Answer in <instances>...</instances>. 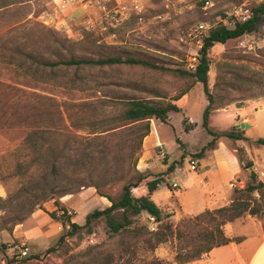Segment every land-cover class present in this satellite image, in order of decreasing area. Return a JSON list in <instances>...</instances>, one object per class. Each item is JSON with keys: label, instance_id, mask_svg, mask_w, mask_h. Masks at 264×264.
Instances as JSON below:
<instances>
[{"label": "rangeland", "instance_id": "1", "mask_svg": "<svg viewBox=\"0 0 264 264\" xmlns=\"http://www.w3.org/2000/svg\"><path fill=\"white\" fill-rule=\"evenodd\" d=\"M51 1L44 0L0 10V135L3 137V144L0 145V198H6L20 185V178L13 174L17 161L13 149L22 141L28 129L21 124V120L28 118L26 124L31 128L43 125L39 120L41 111L31 109L38 96L52 97L64 103L62 109L65 121L60 120L59 124L67 133L88 135L87 129L71 125L73 119L77 121L81 113L79 107L67 106V102L74 104L93 95L102 94L142 98H155L154 95H160L166 100H172L189 85L194 84V90L177 101L182 110L171 112L170 123L159 122L150 138V141L156 140L157 136L161 138L160 146L164 155H161L158 147L153 149V158L150 160L152 166L143 170L145 137L137 164L118 169L112 176L111 173L100 174L96 179L100 183L110 180V177L113 179L111 184L102 186L100 190L118 199L126 183H138L132 193L139 196L143 193L141 187L148 190V181L163 178L166 183H162L163 187L153 192L155 200L160 205H164L166 201L167 204L170 200L171 204L177 207L176 201L169 199L174 193L177 195V188L167 184L177 182L182 188L194 182H201L203 185L199 168L216 162L230 171H235L234 175L239 172V177L243 180L237 181L234 187L230 186L233 193L226 205L231 203L240 190L248 185H255L258 189L252 193V197L258 201H252L251 206L259 205L261 209L259 215L245 214L225 223L222 226L225 234L236 238L258 231L264 232V147L254 142L258 138H264V84L258 83L260 77L264 79V14L255 32L228 40L226 43H216L210 50V90L216 93L218 100L220 96L225 100L230 99L210 115L209 127L215 136L202 124L203 112L208 104L202 84L195 87L197 83L193 78L176 72L186 70L189 57L199 53L203 44L202 36L211 26L223 21L228 27H233L236 20L233 14L235 8L246 5L252 9L264 0H141L144 8L143 20L133 14L113 22L103 19L94 20V23L89 24L76 22L68 31L59 30L52 23L44 21L43 15L52 11ZM17 49L32 52L39 58L48 60L68 59L71 55L92 59L111 56L136 57L155 63L163 69L141 65H117L105 66L101 72L99 68H94L92 73L98 74L91 82L95 87L94 91L65 92L61 87L55 86L59 82H55L51 77L39 76L40 81H37L25 77L23 69L18 65L9 63L11 55ZM18 56L16 52L15 57ZM219 71L222 75L226 73L222 83H234L239 87L223 90L221 85L215 90L214 84ZM248 75H252V80H257L254 85L246 86L244 80L239 78H246ZM42 79L48 82H42ZM57 80L63 81L62 77ZM109 81L117 83L116 86L96 85ZM22 84L36 88H21ZM4 85L23 89L25 93L19 92V96L24 95L23 100L17 102L19 96H14L16 90ZM23 104L26 107H18ZM185 118L188 123L191 121L197 123V126L187 131L183 123ZM242 122L248 126L237 129L236 125ZM155 123L156 119H152L151 127L155 126ZM232 129L242 132L244 138L237 140L223 135ZM216 143L217 152L211 153ZM137 145V141L132 144L135 149ZM168 159L172 161L170 164ZM191 160L197 162L198 170L190 169ZM171 165H174L173 170H178L176 174L165 178L164 173L173 171L170 169ZM235 179L236 176L232 178L231 183H235ZM222 188L226 193L229 192L228 187ZM84 190L100 198L94 187L83 188L81 191ZM81 191L67 194L70 195L67 206L61 202L64 196L60 198V203L66 207L71 221L84 225L89 212L96 208L104 209L111 202L107 198H101L102 200L88 202L84 208L80 207L81 201L74 195ZM43 205L44 210L37 209L26 220L16 224H6L3 219L6 211L0 209V264H71L75 259H85L88 253L97 249H111L116 246L119 237L108 231L104 218L92 223V232L81 229L69 235L68 222L63 225L61 221H57L58 224L53 225L56 220H53L49 213H61L55 201L49 200ZM163 211L168 215L166 221L173 223L175 227L184 229L193 224L189 217L195 215L175 212V207ZM36 212L39 213L38 216H35ZM149 215L143 212L136 220L150 232L157 231L160 222L151 223ZM35 219L40 221V224L33 221ZM201 226L211 228L212 224L203 220ZM180 245L181 242L177 239H171L167 244L157 247L153 253L140 249L136 259L148 260L156 256L162 264H177L175 260ZM23 247L27 250L26 256H21ZM53 247L54 249L50 250Z\"/></svg>", "mask_w": 264, "mask_h": 264}, {"label": "trees", "instance_id": "2", "mask_svg": "<svg viewBox=\"0 0 264 264\" xmlns=\"http://www.w3.org/2000/svg\"><path fill=\"white\" fill-rule=\"evenodd\" d=\"M40 1L44 0H0V10ZM251 12L252 15L248 20L236 19L233 27H228L223 21L211 26L208 32L202 36L203 44L198 53L199 61L196 69L194 71L176 70L183 76L193 78L195 83L203 84L208 104L203 112L202 124L214 136V131L209 127L210 115L230 99L225 100L220 96V100H218L216 93L210 90L209 71L212 64L210 50L216 43H226L228 40L255 32L264 14V1L253 7ZM133 14L129 15L133 16ZM16 52L18 57H15ZM11 56L8 62L21 67L25 77L28 76L37 81H40L39 76L51 77L55 82H59L55 86L61 87L65 92L94 91L95 87L91 82L93 77L98 75L92 73L94 68H99L101 72L105 66L117 65H141L153 69H163L155 63L136 57L111 56L92 59L71 55L68 59L48 60L39 58L32 52L18 49ZM166 70L174 71L173 69ZM224 74L222 75V72L219 71L214 84L215 90L221 85L223 90L239 87L234 83H222ZM59 77H62L63 81H58ZM239 78L244 80L246 86L254 85L255 81L257 82V80H252V75ZM260 79H258V83L264 84V79L261 77ZM42 82L48 81L42 79ZM116 84L109 81V83H97L96 85L102 87L116 86ZM193 85H189L172 100H166L164 96L160 95H154L155 98H142L102 94L101 96L93 95L74 104L67 102V106L79 107L81 113L79 119L77 121L73 119L71 125L87 129L88 135L67 133L59 124L60 120L65 121L64 109H62L64 103L58 102L52 97L38 96L32 103L31 109L41 111L39 120L43 125L31 128L27 125L28 123L26 124L28 118L21 120V124L28 129L22 141L13 149L17 160L13 174L21 181L20 185L6 198H0V209L6 211V215L3 217L5 223L23 222L37 209L44 210L43 204L49 200H54L61 211L60 214L58 211H52L49 213L50 216L61 221L63 225L68 222L70 225L69 235L75 234L81 229L92 232V223L104 218L108 231L113 236L119 237L116 246L111 249H97V251L88 253L85 259H75L71 264H162L156 256H152L148 260H138L136 259L137 253L140 249L153 253L157 247L167 244L171 239L181 242L175 261L177 264H187L200 259L215 247L241 241L242 237H228L222 226L245 214L259 215L261 213L259 205L258 207L251 206L252 201H258L252 197V193L258 189L255 185H248L245 189L240 190L229 205L206 209L189 217L193 224L187 225L189 228L183 229L166 221L168 215L151 197V194L164 182L163 178L148 181L149 193L142 196H134L132 193V189L137 187L138 183H126L122 195L118 199L100 190L102 186L113 182L111 177L110 180L102 183L96 180L100 174L111 173L110 176H112L118 172V169H125L128 165L135 166L141 155L142 142L151 133V120L154 118L169 123L170 112L182 110L177 101L181 100ZM4 86L14 88L13 85ZM22 87L36 88L29 84H22ZM21 88H14L16 90L14 96L17 94L19 96V92L25 93ZM23 96L20 95L17 102L23 100ZM18 107L24 108L26 105ZM183 123L187 131L197 126V123H188L187 118ZM223 135L237 140L244 138L242 132L236 129L227 131ZM136 141L137 149L132 146ZM254 142L264 146V138H258ZM170 169L173 170L174 165H171ZM167 185L171 187L170 184ZM88 187H94L97 193L106 197L111 204L104 209L96 208L89 212L86 215L85 224L80 225L71 221L66 207L60 203V198ZM143 212L154 216L160 222L157 231L150 232L145 226L138 224L136 218ZM203 220L212 224V227L201 226ZM192 230L196 232H192ZM192 243L194 244L191 247ZM53 249L54 247L50 250Z\"/></svg>", "mask_w": 264, "mask_h": 264}, {"label": "crops", "instance_id": "3", "mask_svg": "<svg viewBox=\"0 0 264 264\" xmlns=\"http://www.w3.org/2000/svg\"><path fill=\"white\" fill-rule=\"evenodd\" d=\"M81 1L82 0H78L79 3ZM50 10L52 11L47 12L50 15L48 21H50L57 29L62 31H68L76 22L86 23L87 21H90L91 23H94V20H102V14L98 9L86 8L83 4H63L62 0H52L50 2ZM200 83L201 82H197L195 87H198ZM193 90L194 89L190 90V93ZM186 95H188V93ZM169 116L171 117V112ZM159 122L161 121L156 119L155 126L153 125L151 127V133L144 140L143 146L145 148V152L143 156L144 162L142 164V168H144L143 170L149 169L152 166V162H150V160L153 158V149L159 147L161 155H164L160 146L162 144L161 138L157 136L156 140L150 141L151 136L156 131L155 127H157ZM2 144L3 137L0 135V145ZM217 147L218 146L216 143V147L211 153L214 151L217 152ZM232 157L237 160L234 155ZM170 162L172 161L168 159L169 164ZM199 169L203 176L201 181L204 184L202 185L200 184L201 182H194L190 186L182 188L180 183H178L179 187L176 189L178 192L177 195L174 193L172 197L169 198L176 201L177 207L171 204L170 200L167 204H165L167 202L166 201L164 205H160L155 200V195L153 193L151 194L152 199L160 208H162V210L170 208L172 209L175 207V212L184 215H196L206 209H215L225 206L227 202H229L233 193L232 189L230 188L232 178L236 176V182L243 181L242 178L239 177V172L234 175L235 171H230L229 168L226 169L216 162L210 163L208 167H201ZM177 170L178 168L168 173H164L163 176L167 178L170 175L176 174ZM165 183L166 182H163V184ZM163 184L159 186V189L163 187ZM222 186L228 187L229 192L226 193ZM141 189L143 193L139 196L147 195L149 193L146 187H141ZM69 196L70 195L64 196L61 199V202L66 206L68 202L67 200L70 198ZM74 196H77V198L81 201L80 207L83 208L86 204H88V202L106 198L99 196L100 198L98 199L97 195L95 196L93 193H89L87 190L81 191L79 194ZM38 215L39 213L36 212L35 216ZM33 221L40 224V221H36V219ZM56 223L58 224L57 220L53 223V225ZM241 236H243L241 241L230 242L228 244L215 247L210 252L204 254L200 259L187 264H264V232L258 231L251 235Z\"/></svg>", "mask_w": 264, "mask_h": 264}, {"label": "built area", "instance_id": "4", "mask_svg": "<svg viewBox=\"0 0 264 264\" xmlns=\"http://www.w3.org/2000/svg\"><path fill=\"white\" fill-rule=\"evenodd\" d=\"M62 3L83 4L86 8L98 9L102 14V19L111 22L124 19L131 13L136 14L140 20L144 19V8H143V4L141 3V0H82L80 3L78 2V0H62ZM233 14L237 20L245 21L251 17L252 12L248 6L243 5L235 8ZM49 16L50 15L47 12L44 15L45 18L44 21L47 23L50 22L48 21ZM158 17H161V15H158ZM89 23L91 22L90 21L86 22V24ZM198 57H199L198 53L189 57L186 68L187 70L194 71L196 69L197 63L199 61ZM198 168L199 166L197 162L195 160H191L190 169L198 170ZM170 185L173 188L179 187L177 182H172ZM236 185L237 182L230 184L231 187H234ZM149 219L151 220V223L157 224V220L154 216L149 215ZM26 255H27V250L23 247V249H21V256H26Z\"/></svg>", "mask_w": 264, "mask_h": 264}, {"label": "water", "instance_id": "5", "mask_svg": "<svg viewBox=\"0 0 264 264\" xmlns=\"http://www.w3.org/2000/svg\"><path fill=\"white\" fill-rule=\"evenodd\" d=\"M246 126H248L246 123H240L239 125H236V128L237 129H242V128H244V127H246ZM240 180V179H239Z\"/></svg>", "mask_w": 264, "mask_h": 264}]
</instances>
